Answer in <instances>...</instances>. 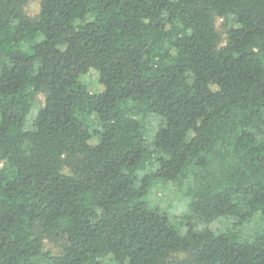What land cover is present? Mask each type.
<instances>
[{
	"label": "trees",
	"instance_id": "1",
	"mask_svg": "<svg viewBox=\"0 0 264 264\" xmlns=\"http://www.w3.org/2000/svg\"><path fill=\"white\" fill-rule=\"evenodd\" d=\"M28 1L0 0V264H264V0Z\"/></svg>",
	"mask_w": 264,
	"mask_h": 264
},
{
	"label": "rangeland",
	"instance_id": "2",
	"mask_svg": "<svg viewBox=\"0 0 264 264\" xmlns=\"http://www.w3.org/2000/svg\"><path fill=\"white\" fill-rule=\"evenodd\" d=\"M39 2L40 0H29L24 7L26 13L30 16L36 15L39 10ZM81 80L92 92L101 91L102 89L99 83L98 73L93 69H90L86 74L82 75ZM39 98L40 100L43 99L42 94L39 95ZM148 129L155 131L156 121L150 124ZM183 193L184 187H179L177 182L153 180L146 200L151 207H156L160 211L166 212L179 229H186L187 221H193V219L189 215L187 199H185ZM181 220H183V225L179 224Z\"/></svg>",
	"mask_w": 264,
	"mask_h": 264
}]
</instances>
